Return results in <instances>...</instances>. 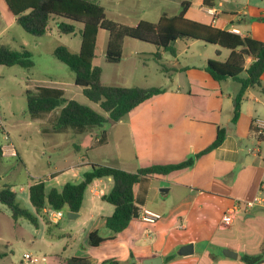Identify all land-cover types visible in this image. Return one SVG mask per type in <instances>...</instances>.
<instances>
[{
    "label": "crops",
    "instance_id": "1",
    "mask_svg": "<svg viewBox=\"0 0 264 264\" xmlns=\"http://www.w3.org/2000/svg\"><path fill=\"white\" fill-rule=\"evenodd\" d=\"M0 1L10 14L9 25L16 23L3 0ZM187 2L190 3L186 13L188 19L226 31L234 28L240 36H249L264 43V22L261 21L264 18V0H197L196 7L192 2ZM208 10L214 12L211 14ZM163 13L158 15L157 20ZM213 52L214 58L209 55L199 56L197 61L178 63L181 70L191 75L188 85L179 92L206 93L215 86V81L204 71V67L209 59L225 61L229 51L216 47ZM171 57L177 61V56ZM249 62L247 60V64ZM238 89L239 83L235 82L232 95H226L232 104L227 108L224 120L216 118L222 109L206 103L187 101L161 103L160 109L163 111L159 118L128 120L126 126L133 157L144 156L149 165L184 161L206 148L214 140L217 130L223 129L225 136L220 146L199 157L190 168L167 175L144 177L133 187L138 209H149L161 217L154 224H146L134 218L113 239L92 247L99 249V263L113 259L120 263L130 261L133 264H144V260L158 257L161 264H245L243 256L264 257V131L254 124L257 120L264 122V98L260 97L264 96V72L261 75V88H250L245 92L239 116L232 122L234 96ZM119 121L116 123H121ZM251 125L256 133L249 131ZM84 131L75 130L76 133ZM97 140L90 146V150L99 148L95 144ZM5 153L1 152V156L9 157ZM90 164L132 173L139 169H128L119 163L105 161H80L75 169L70 168L72 180L69 182L80 181L82 174L90 169ZM50 178L55 179V174H51ZM112 184L110 177H104L87 186L81 208L78 213H74L77 217L70 219L76 220V223L80 219V225L72 237L80 235L87 240L92 231H98L102 237L110 235V232L104 230V220L113 213L114 208L103 201L102 196L110 191ZM91 190H99L102 195L94 196ZM256 199L260 203L244 208L246 202ZM29 211L32 212V208ZM230 211L231 220L225 224L222 217ZM40 216H37L35 232L40 233L39 227L43 225L45 228L42 231L56 238L54 242H58L64 235L52 234L51 227L44 225ZM187 244L193 246L192 254L178 255L179 249ZM224 250L236 257L225 256ZM170 255H174V258L166 261ZM53 257L54 264H65L68 259L64 260L57 255ZM87 257L89 255L79 258Z\"/></svg>",
    "mask_w": 264,
    "mask_h": 264
},
{
    "label": "rangeland",
    "instance_id": "2",
    "mask_svg": "<svg viewBox=\"0 0 264 264\" xmlns=\"http://www.w3.org/2000/svg\"><path fill=\"white\" fill-rule=\"evenodd\" d=\"M103 7L106 19L125 26L133 27L140 20L155 22L160 13L175 15L180 10L183 0H88ZM198 6L197 0H186ZM10 14L0 1V45L11 50H20L23 46L31 53L33 66L23 69L19 66L0 65V145L10 144L16 151L15 157L0 156V188L11 186L16 195L17 204L26 210L31 206L28 200V187L37 181H44L46 189H60L65 182L72 180L71 167L76 168L80 161L111 164L119 163L121 167L138 169L148 166L144 156L133 157L131 140L128 137L126 123L131 118L161 117V103L196 102L206 103L222 113L217 119L224 120L230 107L226 95H232L235 82L228 80L215 82L208 92H179L188 85L191 75L179 68L181 63L198 60L199 56L214 58L213 49L217 46L193 40H177L172 46L176 50L177 61L168 52L154 45L131 38H124L122 58L119 63L105 61V48L108 38L106 31L98 33L93 65L101 69V82L110 86L162 88L164 92L149 99L125 115L116 123L108 120L100 127L85 128L83 133H76L68 128L64 132H55L54 123L59 116L61 106L50 113L31 118L26 112L25 89L37 86L61 89L66 99L75 100L99 113L97 105L89 102L74 85V74L62 62L53 56V49L59 45L77 52L80 45L81 28L73 23L74 34L65 35L57 31L56 20H51L48 31L40 36L24 32L16 23L9 25ZM161 55L157 60L155 54ZM171 60H174L171 62ZM179 63V65H178ZM179 86V89L177 88ZM191 89V88H190ZM190 95V97H189ZM263 99L264 96L260 95ZM153 108V109H152ZM231 123L228 124L230 126ZM3 132L8 140H3ZM104 133L107 143L90 150V146ZM160 159V158H157ZM55 174V179L50 178ZM84 213V210H82ZM82 213V214H83ZM68 210L57 225L49 224L46 216L40 214L44 225L51 228L52 234H63L58 242L56 238L45 234L40 225V233L25 219L13 220L10 211L0 204V264H54V255L67 259L89 255L90 264L99 263V249L88 245L87 240L73 232L80 225V219L71 221ZM84 216V214H83ZM81 218L82 215H81ZM46 230V229H45ZM99 230V228H98ZM110 232L107 229H104ZM101 234V231H100ZM71 236V238H69ZM90 253V254H85ZM27 254L29 259L24 258ZM110 260V259H107ZM105 261V260H104ZM133 261V259L131 260ZM103 262V261H102ZM58 264V263H56Z\"/></svg>",
    "mask_w": 264,
    "mask_h": 264
},
{
    "label": "trees",
    "instance_id": "3",
    "mask_svg": "<svg viewBox=\"0 0 264 264\" xmlns=\"http://www.w3.org/2000/svg\"><path fill=\"white\" fill-rule=\"evenodd\" d=\"M3 2L13 15L16 24L32 36L44 35L48 31L51 20L57 21V31L65 35L74 34L73 23L81 26L80 45L77 52H72L66 46L59 45L53 49L52 53L57 60L73 72L74 85L79 87L82 95L89 102L97 105L102 113L75 100L66 99L63 91L58 88L37 86L33 90H26L24 93L26 112L31 118L50 113L61 106L53 127L55 132H64L68 128L82 132L88 127H100L108 120L119 121L145 101L164 92L162 88L103 84L100 80L101 69L93 65L100 31L108 33L105 48V61L108 63L120 62L124 38L154 45L171 56L176 55L172 44L177 40L200 41L228 50L229 55L225 61L209 59L204 71L215 82L232 80L239 83V89L234 96L232 122H235L239 116L245 92L250 88H261V75L264 72V43L249 36L236 35L210 24L188 19L186 13L190 3L187 1L181 2L180 10L175 15L163 13L155 23L140 20L133 27L106 19L103 7L88 0H3ZM261 21L264 22V18H261ZM160 56L158 53L155 54L157 60ZM247 60L250 61L248 64ZM0 65L30 69L33 66L31 53L23 46L16 51L0 45ZM249 131L257 132L252 125ZM224 136L223 129L217 130L214 140L206 148L178 163L152 164L139 168L133 173L109 166L90 164V169L82 174L80 181L67 182L60 189H46L44 181L34 182L28 187V200L32 212L17 204L16 195L11 190V186L3 185L0 188V204L8 208L10 217L14 221L22 218L36 227L37 216L45 207L54 210L67 209L69 212L78 213L87 186L94 180L110 177L113 183L112 188L102 196V200L114 208L113 213L104 220V226L110 231V235L102 237L98 231H92L87 236L88 245L97 247L102 242L113 239L115 234L123 231L129 222L137 217L139 209L135 204L133 187L144 177L167 175L190 168L199 157L220 146ZM105 142L106 136L102 133L95 144L99 146ZM172 258L174 255L168 256L166 261ZM242 261L245 264H260L264 262V257L262 255L243 256ZM65 264H90V260L89 258L70 257ZM102 264L133 263L130 261L120 263L110 259L103 261Z\"/></svg>",
    "mask_w": 264,
    "mask_h": 264
},
{
    "label": "built area",
    "instance_id": "4",
    "mask_svg": "<svg viewBox=\"0 0 264 264\" xmlns=\"http://www.w3.org/2000/svg\"><path fill=\"white\" fill-rule=\"evenodd\" d=\"M208 12L212 14V12H214V11L208 10ZM228 32L239 35V31L234 29V28L230 29ZM254 124L258 129L264 131V122L257 120ZM0 129H2L1 123H0ZM2 136H3L4 141L8 140L7 133L3 132ZM0 150H1L2 154H4V152H6L5 154L8 156H11V157L16 156L15 149L12 147V145H10L8 143L2 144V146L0 147ZM91 193L94 196H101L102 195L99 190H91ZM256 203H260V200L256 199L254 201L246 202L244 204V208H246V209L250 208L253 205H255ZM261 203H262V201H261ZM42 214L46 216V219L49 222V224L55 225L61 220V218L63 216V210H54V209L45 207L42 209ZM231 214H232L231 211L225 213L222 217V222L225 224L229 223L231 220V216H232ZM160 217L161 216L158 213L152 212L151 210L146 209V208H141L138 210V215L136 218H138L143 223L154 224L155 222H157L160 219ZM24 258L29 259V256L27 254H25Z\"/></svg>",
    "mask_w": 264,
    "mask_h": 264
},
{
    "label": "water",
    "instance_id": "5",
    "mask_svg": "<svg viewBox=\"0 0 264 264\" xmlns=\"http://www.w3.org/2000/svg\"><path fill=\"white\" fill-rule=\"evenodd\" d=\"M67 217L69 219H73V218L77 217V214H74L72 212H68ZM192 252H193V246L191 244H187V245L182 246L179 249V251L177 252V254L181 255V256H187V255H191ZM223 254L227 257H232V258L236 257L235 254H233L227 250H224ZM143 263L144 264H161V260H160V258L157 257V258H153V259L144 260Z\"/></svg>",
    "mask_w": 264,
    "mask_h": 264
}]
</instances>
